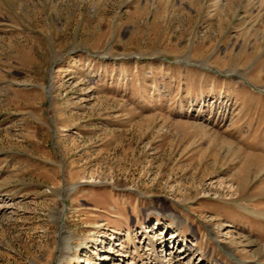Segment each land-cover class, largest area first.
I'll use <instances>...</instances> for the list:
<instances>
[{
    "label": "rangeland",
    "instance_id": "obj_1",
    "mask_svg": "<svg viewBox=\"0 0 264 264\" xmlns=\"http://www.w3.org/2000/svg\"><path fill=\"white\" fill-rule=\"evenodd\" d=\"M0 264H264V0H0Z\"/></svg>",
    "mask_w": 264,
    "mask_h": 264
}]
</instances>
